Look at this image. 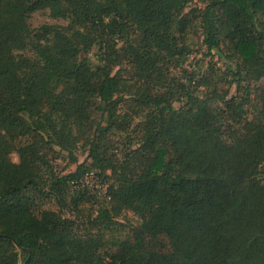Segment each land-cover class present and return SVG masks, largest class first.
<instances>
[{
	"label": "trees",
	"instance_id": "1",
	"mask_svg": "<svg viewBox=\"0 0 264 264\" xmlns=\"http://www.w3.org/2000/svg\"><path fill=\"white\" fill-rule=\"evenodd\" d=\"M190 1L0 0V264H264V97L249 104L264 0H201L189 18ZM41 10L65 24L32 28ZM191 18L207 54L229 56L181 81ZM78 143L89 163L54 172ZM89 171L104 194L78 183ZM97 199L79 233L62 211ZM123 212L130 235L104 248Z\"/></svg>",
	"mask_w": 264,
	"mask_h": 264
},
{
	"label": "rangeland",
	"instance_id": "2",
	"mask_svg": "<svg viewBox=\"0 0 264 264\" xmlns=\"http://www.w3.org/2000/svg\"><path fill=\"white\" fill-rule=\"evenodd\" d=\"M202 6L201 0H191L186 8V12L189 13V18L192 16V11L195 10V8H200ZM29 25L32 28H37L42 24H51V25H64L65 22L63 20L53 19L49 16V13L47 10H41L34 12L29 17ZM185 42L188 44L190 51L188 54H186L183 64L181 67H172L171 73L175 76L179 77L181 81H184V77H182L181 69L185 68L191 72H193L196 75V78H199L203 76V73H211L214 72L218 74V68H224V62L228 59L229 56V49L226 47V44H223V52L222 57L218 58L216 54L211 53L210 55L207 54V50L205 46L202 44V37H201V31L198 26L194 25V20L191 23L188 24V27L185 31L184 36ZM92 57V59H95L94 51L90 52L88 55ZM122 71V73H125V68H127L125 65H121L119 67ZM116 70V69H115ZM242 90H239L238 94H242ZM235 94V86H232L230 88V95ZM261 97H264V78L259 79L256 83L252 84V87L249 91V104H253L254 106H262L261 104ZM177 106V104L175 105ZM252 107L248 106L249 113L247 114L248 118H251L254 116V114L251 113ZM124 135H114L110 137V148L111 151L116 153H122V151L126 147V140L123 139ZM138 143H136L137 145ZM58 151V148H56ZM70 153L67 151H62L58 155V157L53 161V171L57 174H65L70 171H73L75 167L86 161V163H89V160L86 159L87 152L83 149V147L80 146V143H78L77 147L71 151ZM72 157H75V161L72 159ZM10 158L13 162H18L17 153L14 152L10 155ZM37 206L41 208H50L53 210H56V206L53 203L52 199H45V200H37L36 201ZM102 204L101 199L95 200L93 203H86L81 204L79 207L76 208V210H72L71 207L65 209L62 211V214L66 218H74L77 222V229L79 230V233H85L87 232V215L88 214H95V210ZM117 222L121 223V226H118L120 229L116 227L112 231H107L102 236V239L104 240L105 247L108 248V240L111 241V243L115 241H120L122 237L130 235L129 228L130 225L136 222V218L132 215L130 212H123L122 215L116 219ZM101 249L99 251V255H103L106 252H110L112 250H105ZM20 264V259L19 262Z\"/></svg>",
	"mask_w": 264,
	"mask_h": 264
},
{
	"label": "built area",
	"instance_id": "3",
	"mask_svg": "<svg viewBox=\"0 0 264 264\" xmlns=\"http://www.w3.org/2000/svg\"><path fill=\"white\" fill-rule=\"evenodd\" d=\"M80 186H84L88 189L95 190L99 194L105 193V184L102 182L94 172H86L78 181Z\"/></svg>",
	"mask_w": 264,
	"mask_h": 264
}]
</instances>
